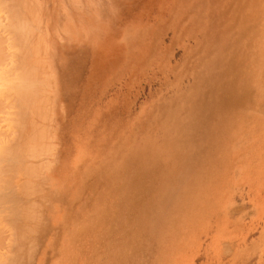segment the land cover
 I'll list each match as a JSON object with an SVG mask.
<instances>
[{"label": "rangeland", "instance_id": "rangeland-1", "mask_svg": "<svg viewBox=\"0 0 264 264\" xmlns=\"http://www.w3.org/2000/svg\"><path fill=\"white\" fill-rule=\"evenodd\" d=\"M22 1L0 0L5 63L25 16L43 81L25 109L0 93V135L32 170L0 180L1 253L179 264L160 235L189 207V264H264V0Z\"/></svg>", "mask_w": 264, "mask_h": 264}, {"label": "bare ground", "instance_id": "bare-ground-1", "mask_svg": "<svg viewBox=\"0 0 264 264\" xmlns=\"http://www.w3.org/2000/svg\"><path fill=\"white\" fill-rule=\"evenodd\" d=\"M17 1V0H16ZM24 1V0H23ZM22 1V2H23ZM2 7V6H1ZM21 9V8H20ZM7 11V9H6ZM23 11V10H22ZM5 12V11H4ZM9 13V11H7ZM27 12V11H26ZM8 13H7V16H8ZM22 14V13H21ZM15 15V14H14ZM16 16V15H15ZM24 16V15H23ZM25 17V16H24ZM24 17H22V20H19V23H17V19L16 20H13L15 19V17H12L10 16V18L8 17L9 19V23H12V24H7L8 25V30L6 28H4L6 30V32L12 34V42L11 43H6V44H10L12 46H16L17 47V51H14V52H10V54H12V57L14 56V61L13 63L10 62V66H9V63H5V61L7 60V54L4 52V49L6 48L5 46V41L6 39L3 40L1 39V34L0 33V66L1 64L3 63L2 65V69H0V93L4 96L5 95V92L8 93V91H10L9 93V96L11 95V93L13 92V94H15V99H17V102H18V105L19 107H22L23 109L27 108V107H30L37 99L38 97L40 96L39 93H41V91L38 93L39 90H42V88L40 89V83L38 82H42L43 79L41 77H39L38 75V68L36 66L33 65V59H31V53L33 52V42H32V34L31 32H33L32 30H30V26L28 24V21L23 19ZM20 18V17H19ZM1 20V19H0ZM7 20V18H6ZM11 20L16 21V25L13 24V22H11ZM2 22V21H1ZM5 23V22H4ZM3 23V24H4ZM7 23V22H6ZM5 23V24H6ZM4 24V25H5ZM1 25V24H0ZM36 25V24H35ZM2 27V25H1ZM33 27H36V26H33ZM15 31H10L11 29ZM18 29V31H17ZM10 31V32H9ZM6 33V34H8ZM9 36V35H8ZM6 37V36H5ZM5 37H2V38H5ZM5 47V48H4ZM6 50V49H5ZM8 50V49H7ZM10 50V49H9ZM5 53V54H4ZM6 55V56H4ZM9 55V53H8ZM4 57V58H3ZM11 58V57H10ZM36 58V57H35ZM5 59V60H3ZM42 59V58H41ZM3 61V62H2ZM7 62V61H6ZM43 62V61H42ZM4 64L8 67L7 69L4 67ZM5 69H4V68ZM13 94L10 96L12 101L13 98ZM2 96V97H3ZM9 96H4L5 99H9L10 101V98ZM4 101V100H3ZM15 102H11L13 103L14 107H15ZM4 104V103H3ZM7 105V104H6ZM5 105V106H6ZM10 105V104H9ZM2 107V105H0ZM12 107V105H10ZM9 107V106H8ZM4 108V107H3ZM2 108V109H3ZM1 110V108H0ZM28 110V109H27ZM5 111V110H4ZM4 111H0V112H4ZM15 111V110H14ZM18 111V110H17ZM12 113H15V112H12ZM9 114V113H8ZM21 115V114H19ZM16 115H14V118H15ZM4 117V116H3ZM13 117V116H12ZM1 118V117H0ZM11 118V117H10ZM5 119V118H4ZM7 119V118H6ZM17 119V118H15ZM13 120V121H16V120ZM2 120V119H1ZM21 121V120H19ZM18 121V122H19ZM23 123V122H22ZM21 124V123H20ZM2 126V125H1ZM13 126V125H12ZM14 127V126H13ZM16 128V127H14ZM13 128V129H14ZM18 128V127H17ZM2 130V129H1ZM0 130V132H1ZM10 131V130H9ZM3 132V131H2ZM6 133V132H4ZM4 133H1L2 137L0 138V180H3L6 175H7V172L9 170H15L16 168L18 167H26V163L25 161L23 160V158L21 157V155H19L17 153V149L16 147H12L10 145H8V143L6 141H4L5 138H3V134ZM10 133V132H9ZM8 134V133H6ZM12 137H13V134L14 133H11ZM0 135V136H1ZM10 136V137H11ZM8 137V136H7ZM6 140V139H5ZM6 143V144H5ZM263 143V142H261ZM16 148V149H15ZM24 157V156H23ZM28 171H32L30 170V167H26ZM263 170V169H262ZM23 171V170H21ZM12 173V172H10ZM19 174V173H18ZM263 175V174H262ZM8 177V175H7ZM7 179V178H6ZM5 179V180H6ZM261 182L262 180L259 179ZM4 183V182H3ZM192 183V182H191ZM10 184V183H9ZM18 184V183H16ZM14 186V185H13ZM27 189H29V186H26ZM4 189V188H3ZM2 189V190H3ZM188 192V191H187ZM0 193H1V187H0ZM185 195V194H184ZM1 196V195H0ZM187 196V195H186ZM223 196V194L221 195ZM185 198V197H184ZM222 197L219 198V200L216 201V204L220 205L223 201ZM181 201V200H180ZM185 201H188V199H186ZM197 201L203 205L205 203V199L204 198H196V203ZM13 202L11 203H8V204H12ZM4 204V203H3ZM2 205V204H1ZM15 205V203L13 204ZM7 206V205H6ZM177 206V205H176ZM3 207V206H2ZM10 207V206H9ZM178 207V206H177ZM180 207H182V204L180 205ZM188 210H189V207H186ZM3 209V208H2ZM5 209V208H4ZM7 209V207H6ZM188 210H184V209H175L173 210L172 213H167L163 222L165 224V229L163 230V232L161 233L160 235V241L163 242V243H167L169 246H168V249L167 251L169 252L170 250L172 249H175L174 250V258H176L177 260H179V264H189L190 262V251L191 249L193 248L194 246V243L193 241L191 240V236H186V237H182L181 234L182 232L180 230H178L179 228H181L182 225H185L186 222L190 223L192 222L193 220H197V221H200V219L202 218V216H197V214H195V211H197V209H194V208H191L190 209V212L191 214H189V216H187V213H184V212H187ZM2 210L0 209V226L3 224V220H6L7 215L3 216L2 213L5 212V210L2 212ZM29 212H31V210H29ZM264 212V199H262L260 202H259V206L257 207V210H256V215H259L260 213ZM11 213V212H10ZM193 213V214H192ZM6 214V213H4ZM8 214V213H7ZM15 214V213H14ZM20 214V213H19ZM28 214V213H27ZM26 214V215H27ZM32 214V213H31ZM15 216V215H14ZM22 216V215H21ZM29 216V215H27ZM38 216V215H37ZM25 217V216H24ZM17 219V218H16ZM204 218H202L203 220ZM2 220V221H1ZM36 220V219H35ZM12 222V221H11ZM33 222V221H32ZM3 225H7V224H3ZM29 225V224H28ZM38 226V225H37ZM4 227V226H3ZM19 229V228H18ZM14 230V229H13ZM0 232L1 231V228H0ZM24 230L22 229L21 230V237L24 238ZM37 233V232H36ZM11 234V233H10ZM34 236V235H33ZM220 237V236H219ZM179 238L182 239V244L181 245H175L176 244V239L177 241H179ZM190 238V239H189ZM3 239V238H2ZM1 239V233H0V248L3 246L4 242L2 243V240ZM9 239V238H8ZM189 239V240H188ZM220 240L222 239H217V241L215 242L214 244V247H216V250H217V253H219V248H220V244H222V242H219ZM12 241V240H11ZM10 241V242H11ZM9 243V242H8ZM12 243V242H11ZM175 243V244H174ZM224 246H227V248H229V244L227 242H224ZM2 244V245H1ZM6 244V243H5ZM9 246V245H8ZM20 247V246H19ZM23 248V247H22ZM20 248V250L22 249ZM226 248V249H227ZM20 250H17L15 252H12L11 250H8L7 253H4L2 254L1 251H0V264H15L16 260L18 259V251ZM231 250V248H230ZM11 251V252H10ZM20 254V253H19ZM21 256V255H20ZM20 259V258H19ZM22 259V258H21ZM165 257L163 259L162 256H160V258H158L159 264H172V260L170 259H167ZM177 260H175L177 262ZM19 263V262H18ZM178 264V262H177Z\"/></svg>", "mask_w": 264, "mask_h": 264}]
</instances>
